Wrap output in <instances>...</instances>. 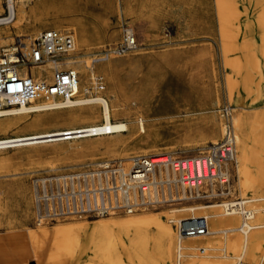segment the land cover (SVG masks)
Instances as JSON below:
<instances>
[{
    "label": "rangeland",
    "instance_id": "374dc122",
    "mask_svg": "<svg viewBox=\"0 0 264 264\" xmlns=\"http://www.w3.org/2000/svg\"><path fill=\"white\" fill-rule=\"evenodd\" d=\"M1 1L5 8L4 0ZM47 1L52 5L48 11L45 7L40 8L35 5L34 0H30L25 6V18L17 23L14 20L9 24L12 34L37 36L40 31L50 28L65 30L73 35L75 47L80 49L77 52L78 59L89 66L99 63L92 60L101 57L105 50L116 48L122 38L124 27L133 30L136 47L125 52L113 53L114 57L107 59L113 69L112 82L109 83L107 76L95 69V74H99L103 79L102 85L116 90L117 99L114 100V104L119 110L117 119L128 124L129 130L115 138H90L59 143L41 142L33 146L17 145L18 148L14 149H0V189H2L0 191L2 196H5L3 201L6 199L13 203L12 213L17 212L14 205L18 196L12 192L15 183L25 180L31 192L30 177L35 171L63 168V166L74 167L77 163H90L92 159L93 162L117 160L116 157L120 154L135 151H146L149 156L170 153L179 157L195 156L200 151L203 152L206 148H199L201 141L196 134H205L209 127H218L220 122L223 123L224 106L232 109L226 81L228 75L236 81L238 97H246L248 102L251 99L256 101L255 105H247L243 111L264 112V22H259V13L264 9V0H229L236 10L237 18L235 25L228 27L230 31H234V37L230 38L231 46L226 54L222 51L214 0ZM21 38L24 41L25 38ZM84 38L87 46H83ZM10 44L12 40L3 42L0 39V47H8ZM234 58H236L234 66H227L226 60ZM80 78L83 80L81 74ZM91 83L93 88L89 89L91 92L86 93L85 97L95 94L97 88L95 89L93 80ZM49 112L51 111L38 113ZM33 116L35 113L26 114L24 119L29 120ZM54 119L60 124L63 118L60 114L44 118L45 122ZM138 121H141L142 127ZM85 122L88 120L83 116L78 120V123ZM137 124L139 129L136 128ZM258 125L259 123L250 131L251 147L246 169L253 175L254 185L257 184V188L260 186V191L254 187L242 193L238 186L242 177L236 173L233 161L230 165L232 198L264 196V133L258 131ZM38 129L32 130L23 122H14L6 134L0 133V138L45 131L42 130L43 128ZM53 129L55 128L49 130ZM219 136L217 133L216 137ZM209 145L207 143V146ZM90 147L94 149H84ZM214 202L220 203V201L193 200L173 206L145 209V211L164 210L167 213L170 208ZM251 204L264 206V198ZM246 205L245 208L248 207ZM175 214L180 216L182 213ZM15 215L18 218V215ZM188 216L190 215L185 217ZM75 219H84L89 224L99 217L71 216L44 228L50 230L54 225L65 224L67 220ZM164 219L166 220V217ZM240 219L242 220L241 216L236 226L239 225ZM6 222L7 220L1 217L0 213V241H9V244L1 246V250L7 255L5 258H0V263L48 264L47 255L39 258L36 263L31 259L30 254L26 252L21 254L23 245L19 235L26 234L31 228L36 229L32 214L25 219L22 226H16L12 233L8 231ZM168 223L176 228V222ZM259 230L261 242L253 253L255 259L250 255L253 261L242 258V262L258 264V256L264 252V227ZM233 234L239 235V232L235 230ZM187 259L191 264H201L203 261V257L198 255ZM88 262H91V258L84 256L75 260L62 259L57 264ZM229 262L235 264L236 258H231ZM132 263L136 261L121 256L113 264ZM260 264H264V256Z\"/></svg>",
    "mask_w": 264,
    "mask_h": 264
},
{
    "label": "bare ground",
    "instance_id": "6f19581e",
    "mask_svg": "<svg viewBox=\"0 0 264 264\" xmlns=\"http://www.w3.org/2000/svg\"><path fill=\"white\" fill-rule=\"evenodd\" d=\"M29 1L30 0L8 1L9 10L14 15L13 21L15 20L17 23L25 18V6ZM33 3L40 8H47V11L52 7L51 2L47 0H34ZM214 3L219 26V36L222 41V51L226 54L231 46L230 38L234 37V31H230L228 27H233V25H235L237 18L236 10L229 0H214ZM3 11H5V8L0 0V14ZM260 21L264 22V9L259 13V22ZM37 36L36 34L13 35L9 25H5L4 27L0 26V39L3 40V42L11 40L13 42L16 37H23L25 38L23 42L28 44L36 39ZM71 38L73 43L72 51L66 61V67L71 68L77 75L75 88L76 94L80 99L79 102L76 105L68 107L43 109L35 112H25L20 110L0 116V133L3 134H6V132L9 131L14 122H23L32 130H39L38 128H43L42 130H45L42 132L29 133L23 136L15 135L9 138H0V149H14L18 148L17 145L33 146L41 142L59 143L82 141L90 138H115L129 130L128 124L120 121L121 119H117L119 110L114 104V100L117 99L116 90H111L109 86L106 88L103 86V91L96 89L95 78L100 77L102 79V77L99 74H95V69H97V72L99 73H104L107 76L109 83L113 80V69L109 60H107L109 57H114L111 52L113 49L110 48L105 50L103 52L104 54H101V57L92 60L95 63H99L89 66L86 62L84 63V61L78 59L77 52L80 49L75 47V41L72 34ZM85 40V38L82 40L83 46H87ZM235 61L236 58L230 60L227 59L226 64L231 67L234 66ZM44 69H47V71H44ZM30 71L33 77L37 78L44 76L46 81H49L52 75L51 65L49 63L34 66ZM80 74L83 77V80L80 78ZM91 80H93L96 89L95 94L85 97L86 93L91 92L89 89L91 87L93 88ZM226 81L230 103H232L231 110H233V113H231V119L236 144L233 161L236 173L238 176L242 177V181L238 186L242 193L247 189H252L254 187H256V190L260 191V186L257 188V184L254 185L252 180L253 175L246 169V165L249 161L251 147L250 131H252L259 123L258 131L264 133V112H244L243 110H245L247 105H255L256 101L251 99L248 102L246 97H238L236 81L231 75L227 76ZM93 95H96V98H92ZM99 108L101 110H99ZM45 111L51 112L38 113ZM30 113H35V116L29 120L24 119L25 115ZM57 114H60L63 118L59 122L60 124L57 123V119L45 122V117ZM81 116L86 118L88 122L78 123ZM140 122L141 121H138V123ZM51 128L55 129L49 130ZM136 128L139 129L138 124L136 125ZM222 132L223 123L220 122L218 127H209L205 134H196V137L201 141L198 145L199 148H207V143H217ZM217 133L220 135L219 138L216 137ZM207 139L209 140L207 141ZM84 149L94 148L90 147ZM147 155L148 152L146 151H135L124 153L122 155L120 154L116 159L124 161L131 157ZM81 156H83V154ZM91 162H93V159ZM75 165L78 166L81 164L77 163ZM12 192L18 196V200L14 205L17 211L15 214L18 215V218L11 212L13 203L6 199L3 201V197L5 196H2V192L0 191V213L1 217H4L7 220L6 223L10 233L14 232L17 228L16 226H22L23 222L30 214L33 216L31 208V192L25 184V180L17 181ZM262 198H264L263 195L253 198L242 197V199L245 200V205H248L247 208H245L244 205V209L248 212L249 216L247 219L241 217L242 220L240 219L238 226L236 225L239 222V216H241L240 213L236 209H233L232 212H226L223 208V203L217 202L170 208L167 213L164 210H161L160 212H146L144 209L142 212L137 211L124 215H119L120 213L110 214L101 216L99 219L94 220L89 224L86 223V220L84 219L67 220L65 224L54 225L52 227L55 231V235H53L54 237L50 240L52 243L51 246L55 247L57 246L56 244L62 242L64 248L55 251L53 254H48L47 263L57 264L62 259L75 260L84 256L91 258V262L85 264H113L118 261L121 256L128 257L131 261L135 260L136 263L132 264H191L187 258L195 255L203 257L201 264H230L229 260L233 257L236 258L235 264L242 262V258L251 261L252 259H255L253 257L254 251L260 246L261 239L259 238V229L264 227V206L258 204L252 206L251 202ZM196 210L199 212H196ZM176 212H181L182 214L176 216ZM187 215L206 217L209 229L208 234L204 236L184 237L179 235L176 228L174 229V227L168 223L174 221L177 224L181 217L186 218L185 216ZM164 217H166V220ZM44 227H36V229L31 228L26 234H20L19 239L22 241V245L25 248H29V243L30 241L32 242V240L40 245L48 241L50 235ZM235 230L239 232V235L233 234V231ZM7 242L9 241H0V247L6 245ZM201 249L202 251H200ZM219 251H224V253H219ZM228 251L234 252V254L229 253ZM263 256L264 252L258 256V264L261 263ZM144 260H148L149 262L147 263Z\"/></svg>",
    "mask_w": 264,
    "mask_h": 264
},
{
    "label": "built area",
    "instance_id": "2783aa9c",
    "mask_svg": "<svg viewBox=\"0 0 264 264\" xmlns=\"http://www.w3.org/2000/svg\"><path fill=\"white\" fill-rule=\"evenodd\" d=\"M8 1L4 0L0 26L14 19ZM72 44L69 32L50 28L28 44L16 37L8 47H0V116L76 105L80 100L75 88L77 75L66 67ZM135 46L133 30L124 27L120 42L111 52L121 53ZM47 63L52 70L49 81L44 76H32V67ZM95 83L97 89L103 88L100 77ZM222 117L220 140L195 156L162 153L35 171L30 177L34 225L51 226L71 216L129 214L193 200L220 201L226 212L236 209L247 219L245 200L232 198L230 189L229 165L236 144L229 107L222 108ZM176 230L184 237L209 232L204 216L181 218Z\"/></svg>",
    "mask_w": 264,
    "mask_h": 264
},
{
    "label": "crops",
    "instance_id": "0c3cea01",
    "mask_svg": "<svg viewBox=\"0 0 264 264\" xmlns=\"http://www.w3.org/2000/svg\"><path fill=\"white\" fill-rule=\"evenodd\" d=\"M48 233H49V240L46 241L44 244H38L36 243L35 241L32 242L30 241L29 243V248H25L23 246V250L21 251V254L23 252H26L28 254H30L32 257L31 259L34 260V262L36 261V263H38V259L39 258H42V257H45L46 255L48 254H53L55 253V251H59V250H62L64 248V245L62 244V242H59L58 244H56L57 246H51L52 243L50 242L51 238H53L55 235V231L53 229H50V230H47ZM9 242H7L8 244ZM47 250V251H46ZM0 258H5L7 253H5V251L1 250V247H0ZM1 264V263H0Z\"/></svg>",
    "mask_w": 264,
    "mask_h": 264
}]
</instances>
